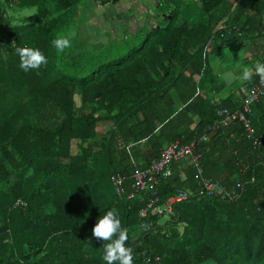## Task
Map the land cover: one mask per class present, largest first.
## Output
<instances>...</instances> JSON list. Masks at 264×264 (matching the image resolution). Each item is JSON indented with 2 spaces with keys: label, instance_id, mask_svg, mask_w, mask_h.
I'll return each mask as SVG.
<instances>
[{
  "label": "trees",
  "instance_id": "trees-1",
  "mask_svg": "<svg viewBox=\"0 0 264 264\" xmlns=\"http://www.w3.org/2000/svg\"><path fill=\"white\" fill-rule=\"evenodd\" d=\"M15 3L34 13L13 23L15 5L0 0V264H106L92 228L113 208L133 264H264V91L246 113L260 146L237 120L199 140L219 110L241 109L245 90L260 81L253 73L218 95L225 82L208 65L207 44L215 52L252 42L243 61L264 62V0H239L232 12L229 0H192L190 25H175L177 4L165 0V25L138 28L131 35L138 42L114 59H99V41L82 32L88 0ZM70 30L71 47L58 53L52 40ZM23 46L40 49L48 63L21 70L15 48ZM191 140L202 176L227 195L192 194L169 214H147L148 229L140 230L143 205L126 198L127 177L169 143ZM182 159L188 166L179 172ZM182 159L159 179V198L195 189V169ZM113 174L126 177L120 198Z\"/></svg>",
  "mask_w": 264,
  "mask_h": 264
},
{
  "label": "built area",
  "instance_id": "built-area-1",
  "mask_svg": "<svg viewBox=\"0 0 264 264\" xmlns=\"http://www.w3.org/2000/svg\"><path fill=\"white\" fill-rule=\"evenodd\" d=\"M9 5L16 2V0H4ZM264 91V83L259 81L248 87L245 90V97L243 98L241 109L235 111H229L225 108L219 110L220 120L216 121L214 125H208L206 130L200 136L199 140H205L208 138L213 130L217 126H225L233 121H239L244 130L246 131L245 137L251 141L253 147L260 146L261 139L253 135V129L250 127L246 118V113L249 110V105L252 101L262 95ZM198 140H191L187 144H179L176 141L169 143L160 153V157L157 160L152 161L145 169H133L127 179L130 180L131 190L125 194L126 198H132L135 195L139 196L138 200L143 203V206L138 210V227L141 230L148 229V223L145 221L146 215H161L162 213H171V205L176 201H182L190 198L192 194L204 195V194H216L227 195V193L219 188L217 182L211 180L208 177L202 176V171L198 165V155L192 152V148ZM182 158H188L189 162L194 167L195 177L197 176L196 187L194 191H185L179 188L173 190L172 194L166 197L163 201L159 202L156 185L159 179L167 177L170 173L171 162H175ZM126 177L120 174H113L110 176V182L114 189L115 194L118 197H122L125 193L124 181ZM149 191L150 197L143 201L141 193Z\"/></svg>",
  "mask_w": 264,
  "mask_h": 264
},
{
  "label": "crops",
  "instance_id": "crops-1",
  "mask_svg": "<svg viewBox=\"0 0 264 264\" xmlns=\"http://www.w3.org/2000/svg\"><path fill=\"white\" fill-rule=\"evenodd\" d=\"M161 1L162 0H114L113 2L111 1L106 4H102L101 2L100 4H97L96 0H88L89 5L87 4V8L85 12L82 13L86 21L83 23L82 27L84 28L85 25H87L86 27L88 26H90V28L95 27L97 30L100 31H102L103 29H107L108 31L113 32L114 37L117 36L115 30H118L119 33L121 34V37L123 38H125L127 35H132L136 30H138V28L141 27H145V28H154L156 26L162 27L165 24L161 25L160 22L168 19V16L170 15H168L167 13L171 8H168L167 6L161 8L159 4L161 3ZM229 1L232 2V6L230 10L232 12L237 8L238 6L237 3L239 2V0H229ZM172 2L177 5L170 11L171 12L177 11L178 13L174 21V24L175 25L181 23H186L188 25L192 24V21L195 19L194 8H192V0H172ZM182 7H184V12H182L181 10ZM20 12L21 13L18 14L17 19L19 18L18 19L19 21L24 22V16L26 15L28 16L34 13V9L31 7L23 8ZM17 19L16 17H12L13 22ZM27 21H29V17ZM244 47L247 49L250 56V54L254 52L255 44L250 42L244 44ZM213 49L214 46H212L211 42H208L206 48L207 52L209 51L210 54L214 53ZM228 92H226L225 94H227ZM223 95L224 94H222L221 96ZM178 162H181L180 163L182 164L181 168L178 165ZM176 164H177L176 167L178 168L179 172H181L184 169L185 165L188 166L186 161H183V159L177 161ZM189 167L192 170V167L191 166ZM182 190L189 191L191 189H182ZM192 191H194V189H192ZM156 192L158 196L157 185H156ZM172 192L170 193V195L172 194ZM113 193L115 197L120 198L115 194L114 189H113ZM140 196H142L143 201H145L150 197V193L149 191H146L144 193H141ZM164 199L159 198V202L163 201ZM137 222H139V218Z\"/></svg>",
  "mask_w": 264,
  "mask_h": 264
},
{
  "label": "clouds",
  "instance_id": "clouds-1",
  "mask_svg": "<svg viewBox=\"0 0 264 264\" xmlns=\"http://www.w3.org/2000/svg\"><path fill=\"white\" fill-rule=\"evenodd\" d=\"M4 1V0H3ZM6 2V1H5ZM100 4L101 0H96ZM7 5H9L7 3ZM11 5H16L13 3ZM9 5V6H11ZM76 32L70 30L67 34H58L52 40V45L58 53H63L65 49L71 47V41L75 38ZM15 54L19 57V67L24 72L33 69H39L42 65H46L48 60L43 52L34 47L23 46L16 47ZM207 50L205 51V55ZM253 73L260 77L261 83H264V62L256 61L254 67L241 66V79L248 81ZM92 235L97 240L104 241L102 260L106 264H133V249L127 247L128 230L122 226V222L118 217L117 209L108 210L104 215L97 219L92 228Z\"/></svg>",
  "mask_w": 264,
  "mask_h": 264
},
{
  "label": "rangeland",
  "instance_id": "rangeland-1",
  "mask_svg": "<svg viewBox=\"0 0 264 264\" xmlns=\"http://www.w3.org/2000/svg\"><path fill=\"white\" fill-rule=\"evenodd\" d=\"M161 8L165 6L163 1L160 3ZM23 8L20 6H13L9 9V14L12 17H18L21 10ZM192 9V8H191ZM182 12H184V7H182ZM196 9H194V12ZM27 16V15H26ZM24 16V17H26ZM19 19V18H18ZM15 20L14 22H19V20ZM27 19V17H26ZM176 19V18H175ZM174 19V21H175ZM13 22V23H14ZM165 21H161L160 24H165ZM83 28V34L87 36L88 39L92 43H96L101 48L96 49V53H98V58H110L114 59L125 53L126 49L131 45H134L138 42L139 38L133 39L131 35H127L125 38L121 37V34L118 30H115L117 36H113V32L111 31H100L95 27L90 28V26ZM103 35H105L103 37ZM249 59V53L244 45L238 46L237 44L222 46L221 48H217L216 52L208 54V65L212 69L216 75L218 81H224L225 86L217 93L218 95L225 94L228 91L234 90L236 86L243 82L241 77V66L252 67L248 61H243V59ZM255 62V60H254ZM205 86H209L208 81H205ZM164 219V218H163ZM162 219V220H163ZM201 264H210L209 262H203Z\"/></svg>",
  "mask_w": 264,
  "mask_h": 264
},
{
  "label": "water",
  "instance_id": "water-1",
  "mask_svg": "<svg viewBox=\"0 0 264 264\" xmlns=\"http://www.w3.org/2000/svg\"><path fill=\"white\" fill-rule=\"evenodd\" d=\"M165 0H163V2H164ZM160 4V3H159ZM170 18V16H168V19Z\"/></svg>",
  "mask_w": 264,
  "mask_h": 264
}]
</instances>
